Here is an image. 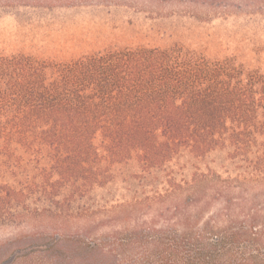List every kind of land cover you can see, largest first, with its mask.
<instances>
[{
	"label": "trees",
	"instance_id": "obj_1",
	"mask_svg": "<svg viewBox=\"0 0 264 264\" xmlns=\"http://www.w3.org/2000/svg\"><path fill=\"white\" fill-rule=\"evenodd\" d=\"M233 1L144 0L160 18L177 4L201 22L264 16V0ZM207 52L175 42L0 56V149L21 147L69 208L88 200L82 237L104 264H264V69L240 50ZM112 188L125 192L89 202Z\"/></svg>",
	"mask_w": 264,
	"mask_h": 264
},
{
	"label": "rangeland",
	"instance_id": "obj_2",
	"mask_svg": "<svg viewBox=\"0 0 264 264\" xmlns=\"http://www.w3.org/2000/svg\"><path fill=\"white\" fill-rule=\"evenodd\" d=\"M233 4L238 5L239 0ZM181 10L179 4L169 6L166 13H181L160 18L149 13L144 0L139 5L132 0L54 6L18 0L1 3L0 56L27 53L42 59L70 60L116 45L166 47L192 42L214 57L240 50L248 55L245 62L264 69V16L252 22L235 10L227 21L201 22L185 17ZM14 150L8 155L0 149V264H104L101 256L86 248L92 241L82 237L90 223L83 217L88 200L80 197L69 208L64 196L57 198L55 191L45 192L40 187L45 180L36 174L35 164L27 162L21 147L16 145ZM124 192L116 188L98 191L89 202L97 206L101 198L118 200ZM41 196L49 207L41 203ZM53 198L59 203L52 204ZM219 206L206 211V218Z\"/></svg>",
	"mask_w": 264,
	"mask_h": 264
}]
</instances>
